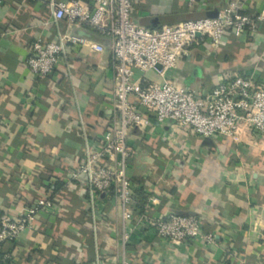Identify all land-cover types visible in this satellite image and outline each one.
I'll return each instance as SVG.
<instances>
[{"label":"crops","instance_id":"0c3cea01","mask_svg":"<svg viewBox=\"0 0 264 264\" xmlns=\"http://www.w3.org/2000/svg\"><path fill=\"white\" fill-rule=\"evenodd\" d=\"M50 1L0 4V212L52 203L4 247L11 264H264V135L245 126L236 140L171 135L163 123L133 129L126 172L137 188L126 222L114 190L103 196L71 180L87 147L98 149L117 122L114 61L108 38L55 22ZM229 3L244 14L264 10V0H133L132 18L155 30L214 16ZM66 30L95 37L103 52L69 48L51 75L37 78L26 64L30 45ZM236 75L264 82V24L241 40L227 35L219 47H191L166 77L206 93ZM134 79L161 83L153 71L136 70ZM169 211L196 216L213 243L157 239L143 218Z\"/></svg>","mask_w":264,"mask_h":264},{"label":"built area","instance_id":"2783aa9c","mask_svg":"<svg viewBox=\"0 0 264 264\" xmlns=\"http://www.w3.org/2000/svg\"><path fill=\"white\" fill-rule=\"evenodd\" d=\"M49 7L55 22L65 20L69 27L86 28L110 40L117 122L103 135L98 149L87 147L71 180L103 196L114 190L123 221L133 217L130 205L137 188L126 172L132 155L128 136L133 129L149 126L155 120L166 124L171 135L178 130H190L202 138L220 136L236 140L242 126L264 135V82L236 75L206 93H199L179 87L166 77L189 56L191 47L205 40L219 47L227 35L241 40L257 32L264 24V10L249 15L241 13L240 6L229 3L214 16L153 30L133 20V0H51ZM74 47L99 53L104 50L95 37L59 31L53 41L35 40L26 64L37 78L47 77L56 69L59 58ZM136 70L155 72L161 83L136 81ZM51 207L49 200L38 199L17 212H0V250L14 243L22 231L33 225L39 213ZM143 222L157 239L175 246L196 241L209 245L214 240L212 234L203 233L200 220L194 215L169 211L158 217L146 216ZM127 241L128 235L123 233V245Z\"/></svg>","mask_w":264,"mask_h":264},{"label":"trees","instance_id":"16d2710c","mask_svg":"<svg viewBox=\"0 0 264 264\" xmlns=\"http://www.w3.org/2000/svg\"><path fill=\"white\" fill-rule=\"evenodd\" d=\"M59 186L62 185V183L58 184ZM4 247L0 250V264H11L10 257L5 259L4 256L8 255V253L3 252Z\"/></svg>","mask_w":264,"mask_h":264},{"label":"water","instance_id":"95a60500","mask_svg":"<svg viewBox=\"0 0 264 264\" xmlns=\"http://www.w3.org/2000/svg\"><path fill=\"white\" fill-rule=\"evenodd\" d=\"M151 123L158 124V122L155 121V120H151ZM204 143H205V144H210L209 139H205V142H204Z\"/></svg>","mask_w":264,"mask_h":264}]
</instances>
